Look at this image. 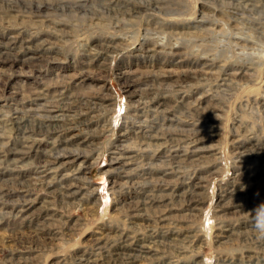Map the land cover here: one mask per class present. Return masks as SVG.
I'll return each mask as SVG.
<instances>
[{"label": "rangeland", "instance_id": "374dc122", "mask_svg": "<svg viewBox=\"0 0 264 264\" xmlns=\"http://www.w3.org/2000/svg\"><path fill=\"white\" fill-rule=\"evenodd\" d=\"M25 1L0 0V264H264V0Z\"/></svg>", "mask_w": 264, "mask_h": 264}, {"label": "bare ground", "instance_id": "6f19581e", "mask_svg": "<svg viewBox=\"0 0 264 264\" xmlns=\"http://www.w3.org/2000/svg\"><path fill=\"white\" fill-rule=\"evenodd\" d=\"M27 1V0H26ZM25 1V2H26ZM29 1V0H28ZM33 1V0H32ZM32 1H30V2H32ZM59 1H61V0H59ZM101 1H105V0H101ZM100 1V2H101ZM117 1V0H116ZM129 1V0H128ZM135 1V0H134ZM140 1V0H139ZM146 1V0H145ZM167 1V0H166ZM21 2V1H20ZM35 2H37V6H36V9H43L42 7H46V8H48V6L49 5H51V3H57L58 2V0H35ZM133 2V1H132ZM140 2H142V1H140ZM156 2V1H155ZM4 3V2H3ZM5 3H7V2H5ZM4 3V4H5ZM151 3V2H150ZM149 2H148V4H150ZM252 3V2H251ZM32 4V3H31ZM35 4V3H34ZM33 4V5H34ZM58 4V3H57ZM146 4V3H145ZM183 4V3H182ZM244 4H247L246 2H244ZM21 5V4H20ZM60 5V4H59ZM64 4H62V6H63ZM140 5V4H139ZM141 5H143V4H141ZM147 5V4H146ZM151 5V4H150ZM149 5V6H150ZM6 6V5H5ZM9 6H10V4H9ZM55 6V5H54ZM78 6V5H77ZM164 6V5H163ZM169 6V5H168ZM7 7V6H6ZM30 7H32L31 5H30ZM35 7V6H34ZM57 7H59V6H57ZM110 7V6H109ZM115 7H117V6H115L114 5V9H115ZM119 7H121V6H119ZM148 7V6H147ZM161 7H162V5H161ZM161 7H159V8H161ZM28 8V7H27ZM60 8V7H59ZM64 8V7H63ZM75 8V7H74ZM86 8V7H85ZM124 8V7H123ZM152 8V7H151ZM36 9H34V10H36ZM80 9V8H79ZM110 9V8H109ZM118 9V8H117ZM125 9V8H124ZM128 9H131L130 7H128ZM161 9H163V7L161 8ZM33 10V11H34ZM59 10V9H58ZM68 10V9H67ZM103 10V9H102ZM101 10V11H102ZM137 10V9H136ZM158 10V9H157ZM32 11V12H33ZM37 11V10H36ZM61 11V10H60ZM73 11V10H72ZM110 11V10H109ZM116 11V10H115ZM125 11V10H124ZM129 11V10H128ZM62 12V11H61ZM64 13H65V11H63ZM85 12V11H84ZM84 12H83V15H86L87 13H85L84 14ZM87 12V11H86ZM120 12V11H119ZM123 12V11H122ZM121 12V13H122ZM126 12H127V9H126ZM130 12V11H129ZM137 12V11H136ZM158 12V11H157ZM160 12H162V10L160 11ZM164 12V11H163ZM67 13V12H66ZM78 13H80V12H78ZM90 13V12H89ZM111 13V12H110ZM164 13H166V12H164ZM170 13V12H169ZM174 13H177V12H174ZM180 13V12H179ZM32 14V13H31ZM61 14V13H60ZM73 14V13H72ZM119 14V13H118ZM125 14V13H124ZM129 14V13H128ZM132 14V13H131ZM173 14V13H172ZM178 14V13H177ZM56 15V14H55ZM59 15V14H58ZM110 15V14H109ZM127 15V14H126ZM138 15V14H137ZM69 16V15H68ZM79 16H80V14H79ZM78 16V17H79ZM119 16V15H118ZM73 17V16H72ZM21 18V17H20ZM66 18V17H65ZM74 19V18H73ZM89 19V18H88ZM113 19V18H112ZM202 19V18H201ZM9 20V19H8ZM20 20V19H19ZM16 21V20H15ZM71 21V20H70ZM75 21V20H74ZM154 21V20H153ZM156 22H158L157 20H156ZM105 24V23H104ZM170 35V34H169ZM125 36V35H124ZM132 71V70H131ZM149 90H150V88H149ZM151 92V91H150ZM94 103V102H93ZM89 104V103H88ZM50 112V111H49ZM51 116V115H50ZM52 116H53V114H52ZM117 148H119V147H117ZM115 156V155H114ZM119 156V155H118ZM120 157V156H119ZM119 157H117V158H119ZM116 159V158H115ZM125 159V158H124ZM116 161V160H115ZM50 162V161H49ZM126 162V161H125ZM125 162H124V164H125ZM123 164V163H122ZM123 164V165H124ZM127 164V163H126ZM79 167V166H78ZM81 168V167H80ZM77 169V168H76ZM79 169V168H78ZM74 174V173H73ZM48 185V184H47ZM67 187V186H66ZM64 194V193H63ZM67 195V194H66ZM69 195V194H68ZM117 253V252H116ZM121 254V253H120Z\"/></svg>", "mask_w": 264, "mask_h": 264}, {"label": "clouds", "instance_id": "9594fccd", "mask_svg": "<svg viewBox=\"0 0 264 264\" xmlns=\"http://www.w3.org/2000/svg\"><path fill=\"white\" fill-rule=\"evenodd\" d=\"M250 213L258 238L264 240V203L259 204Z\"/></svg>", "mask_w": 264, "mask_h": 264}, {"label": "snow or ice", "instance_id": "6c2138e0", "mask_svg": "<svg viewBox=\"0 0 264 264\" xmlns=\"http://www.w3.org/2000/svg\"><path fill=\"white\" fill-rule=\"evenodd\" d=\"M123 109H121V111H122Z\"/></svg>", "mask_w": 264, "mask_h": 264}]
</instances>
